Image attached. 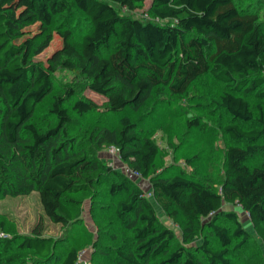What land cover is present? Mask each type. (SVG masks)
<instances>
[{"label": "trees", "instance_id": "trees-1", "mask_svg": "<svg viewBox=\"0 0 264 264\" xmlns=\"http://www.w3.org/2000/svg\"><path fill=\"white\" fill-rule=\"evenodd\" d=\"M144 1L0 0V199L36 192L46 218L64 225L72 217L65 197L92 194L95 184L112 176L106 199L130 234L129 247L116 251L120 264H231L232 238H239L238 247L250 234L235 213L222 211L224 205L245 211L264 244V109L259 106L256 126L222 127L231 141L246 144L227 146L218 187L183 171L154 173L157 145L121 114L137 111L153 93L182 98L208 75L230 89L218 107L236 120L253 121L245 96L264 99V31L257 14L233 0H148L150 18L132 17ZM35 24L40 30L24 37L23 29ZM53 34L60 47L45 64L35 61ZM61 69L105 97L106 111L120 116L91 137L115 149L134 175L148 179L150 198L124 174L75 147L70 115L93 112L97 105L76 100L72 86L55 88L53 74ZM256 155L259 163L248 165ZM155 206L177 227V244ZM219 217L230 221V231L217 223ZM55 247L37 223L29 235L0 237V264H52ZM77 260V249L69 246L55 264Z\"/></svg>", "mask_w": 264, "mask_h": 264}, {"label": "rangeland", "instance_id": "rangeland-1", "mask_svg": "<svg viewBox=\"0 0 264 264\" xmlns=\"http://www.w3.org/2000/svg\"><path fill=\"white\" fill-rule=\"evenodd\" d=\"M235 5L258 16L257 23L264 31V0H233ZM150 1H144L132 17L149 19ZM156 21L155 19H151ZM80 21V20H79ZM76 22V21H75ZM74 22V23H75ZM40 30L38 24L23 29V36L28 37ZM23 37V38H24ZM61 45V39L53 34L49 46L34 57V60L45 64L52 53ZM54 86H72L75 99L90 100L97 105V110L84 114H71L69 137L74 139L75 147L81 146L86 154L96 158L106 167L120 172L135 182L150 198L148 179L134 175L124 163L115 149L99 146L95 138V129L111 126L120 116L112 114L104 108L105 97L92 93L85 82L66 70H58L53 74ZM230 89L205 75L196 80L182 98L169 96L166 91L151 97L135 112L124 111V117L136 123L137 128L149 135L158 147L159 154L155 163L154 173L172 175L180 171L199 178L205 183L218 185V175L224 170V154L228 145L244 146L245 141H231L223 132L225 124L234 123L242 129L256 126L254 120L259 116V106L264 109V99L254 95H246L253 121L243 122L232 118L227 112L218 107L219 97ZM239 95V94H238ZM47 101L41 105L39 113L45 112ZM191 119L199 124L189 123ZM44 120V119H43ZM260 155L254 156L248 165L258 164ZM113 180L112 176L104 178L95 184L94 193L80 192L65 197V203L71 210V219L64 225L51 223L42 210L36 192L26 196L5 197L0 199V221L4 230L0 237L29 235L37 223H41L43 234L56 241L53 250L52 264L58 262L66 248L73 246L78 251L76 264H120L116 257L118 249L129 247L130 234L119 225L114 217L110 202L106 199V186ZM159 220L172 229L177 236L175 244L180 242L177 227L165 216L159 207L155 206ZM223 212L236 214L242 228L250 234L249 239L239 245V238H232L229 246L231 264H264V244L255 235L248 214L239 206L224 205ZM210 218L204 219L206 222ZM217 223L232 229L230 221L219 217ZM205 230L198 236L194 245L202 242ZM213 248L218 247L217 241L210 239Z\"/></svg>", "mask_w": 264, "mask_h": 264}]
</instances>
